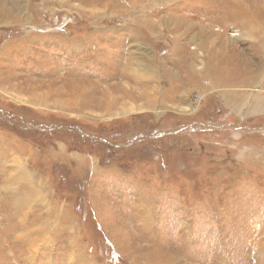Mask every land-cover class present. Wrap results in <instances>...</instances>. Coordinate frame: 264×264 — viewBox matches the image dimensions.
<instances>
[{
    "label": "rangeland",
    "instance_id": "374dc122",
    "mask_svg": "<svg viewBox=\"0 0 264 264\" xmlns=\"http://www.w3.org/2000/svg\"><path fill=\"white\" fill-rule=\"evenodd\" d=\"M261 76L264 0H0V264H264Z\"/></svg>",
    "mask_w": 264,
    "mask_h": 264
},
{
    "label": "bare ground",
    "instance_id": "6f19581e",
    "mask_svg": "<svg viewBox=\"0 0 264 264\" xmlns=\"http://www.w3.org/2000/svg\"><path fill=\"white\" fill-rule=\"evenodd\" d=\"M241 1H244V0H239V2H241ZM162 3H163V2H162ZM232 3H235V2H232ZM169 4H170V2H169ZM192 4H193V3H192ZM236 5H237V4H236ZM166 6H167V5H166ZM238 6H239V5H238ZM167 7H168V6H167ZM236 7H237V6H236ZM141 8H142V7H141ZM244 8H245V7H244ZM231 16L234 17L233 14H231ZM147 30H148V29H147ZM257 77H258V76H257ZM261 77H263V76H261ZM256 79H257V78H255V81H256ZM262 82H263V84H264V77H263ZM252 93H253V92H252ZM252 93H251V94H252ZM237 94H238V93H237ZM245 94H246V93H245ZM255 94H256V93H255ZM232 95H233V94H232ZM259 95H260V94H257V96L255 95V96H256V97H254V101H255V102L257 101V99L260 100V99H259ZM237 97H238V96H237ZM243 97H244V96H243ZM261 97H263V101H262V103H263V102H264V96H261ZM261 99H262V98H261ZM256 103H257V102H256ZM108 105H109V104H108ZM259 108H260V107H259ZM254 109H255V108H254Z\"/></svg>",
    "mask_w": 264,
    "mask_h": 264
}]
</instances>
